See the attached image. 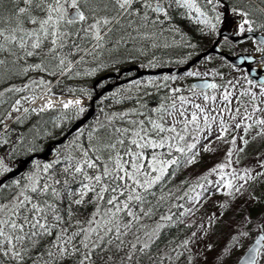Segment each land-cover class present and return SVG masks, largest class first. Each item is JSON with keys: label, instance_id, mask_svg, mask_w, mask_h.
Masks as SVG:
<instances>
[{"label": "trees", "instance_id": "1", "mask_svg": "<svg viewBox=\"0 0 264 264\" xmlns=\"http://www.w3.org/2000/svg\"><path fill=\"white\" fill-rule=\"evenodd\" d=\"M9 7L11 5L5 4V8ZM260 7L264 10V0H260ZM4 14L7 15V11ZM104 14L100 13V15ZM260 18L264 22V13L261 9ZM199 19L202 18H198L194 11L173 4L168 9V19L164 26L149 25L147 28L140 29L141 33H148L151 36L150 39L137 38L116 45L115 41L120 36L126 35V32H132L130 28L126 31L108 33L110 39L106 37L103 48L95 47V40L80 41L77 39L75 42L80 44L82 50L65 58L63 70L56 67L58 61L45 57L43 54L17 59L16 56L9 55L7 52L0 53V59L6 61L4 66H0V93H2L0 95V160L11 171L22 158L43 152L51 142L62 137L75 121L85 115L86 111L78 115V108L87 109L95 95L93 84L100 76L106 73L118 74L122 68L132 65L148 71L182 67L198 54L207 51L216 36V27L200 23ZM211 25L214 24L211 22ZM110 27L115 28L116 25L113 24ZM105 32L108 30L104 29L101 34ZM132 35L135 36L136 33L132 32ZM71 43L72 41L69 42V47ZM63 51L67 52L68 47ZM83 51H86V54L81 57ZM17 52L23 55L18 49ZM13 61L15 64L12 63ZM42 62L46 71L23 72L24 67ZM223 62L226 63L224 60ZM227 71L224 77L233 75V79L238 81V86L241 88L245 86L248 92L252 93L253 88L258 87L247 79L246 74L238 75L240 72L235 69ZM52 72L56 74L51 75ZM29 73H36L38 76L31 79L28 76ZM188 73L177 76L175 79L172 76L137 79L115 88L101 98L95 105L96 113L92 121L74 134L64 146L57 149V156L54 160L47 162L55 165L51 170L55 173V178L63 181L65 174L61 169L67 163L65 157L69 154L79 157L76 145L88 147L90 144L88 136L94 128L99 129L95 135L103 136H107L116 128L136 127L131 123L132 121H144L145 127L150 128L148 120L158 119L161 115L152 110L162 105L168 108L172 104L173 82L189 76ZM164 77H169V79L165 80ZM198 78L213 79L210 74L202 75V77L194 76L189 80L190 85ZM41 80L45 82L44 86L33 84V81ZM107 83H114V81L109 80L102 83L97 87L98 91ZM258 88L264 90V87ZM10 89L23 90L17 92L10 91ZM34 90L36 91L33 97L40 96L47 91L53 97L82 98L86 104L76 107L71 105L67 109H54L46 113L31 107L15 120V115L9 114L12 106L19 96L30 94ZM245 102L246 96L243 94L229 96L228 100H223L222 97H216L215 100L209 99L207 102L204 100L200 104L204 108L203 114L197 112L195 108H190L187 101L184 105H181L180 101L175 103L177 108L185 111V117H180L178 112L174 113L180 120L191 119V114L197 112L200 131L195 130V125H190L185 141L181 142L184 145L196 144V147L188 153V157H194V162L187 164L186 157L175 151L172 156H165L166 159L175 157L180 163L170 166L163 179L151 189L152 194L147 195L142 207L145 211L151 209V215L141 214L142 218L139 223H135L131 232L123 237L126 242H134L137 235L142 240H148L144 233L152 234L151 241L154 242L150 243V247L144 253L138 252L131 264H221L226 249L231 251L235 259L245 251L246 246L235 243L233 239L241 234L246 221L249 222L264 213V203L255 205L248 191L235 192L229 190L228 187L222 189V186L215 181L210 182L206 179L207 174L213 172V169L219 170L218 165H224L236 132L233 130V125L235 119H241V111L244 110ZM124 113L128 115L121 118ZM204 115L208 117L207 124H205ZM233 116L235 119L232 118ZM161 122L166 126H171L174 121L172 117L165 114V120ZM101 125L104 127L101 128ZM176 127L179 129L182 125L177 124ZM246 127L249 128L247 131H245ZM241 129L244 130V136L248 137V141L243 146L245 153L249 156H262L264 154V125L258 126L254 122H244ZM221 134H223L222 139L218 138ZM150 135L153 139L158 138L155 133H150ZM161 135L170 134L162 133ZM125 139L127 144L128 138ZM117 147L120 146L117 145ZM153 151L166 153L167 148L145 149V164L151 158ZM57 160L61 163H55ZM44 164L46 163L34 162L27 174L17 180L21 184H26L28 182L26 177L34 172L43 175ZM37 165L40 167L37 168ZM8 172L0 175V178ZM222 176H226V172ZM14 181L9 182L6 184L7 187L0 190V202H7L18 191L14 186ZM76 187L78 184L73 183L72 188ZM68 202V198L65 197L61 206L66 209ZM104 207L108 206L104 205ZM139 207L137 206L134 210L139 212ZM72 210L73 221L79 220L82 225L86 226V222L96 210V204L73 205ZM163 216H171V219L162 220ZM124 218L125 220L130 219L126 216ZM65 219L67 220L66 212ZM158 225H163V227L157 233L155 230ZM74 230V227L69 228V231ZM249 238L251 241V233H249ZM186 241L187 244H185ZM47 243V240L43 241L38 249L33 251V259L38 258L44 252ZM128 250L125 248L116 253L113 245L112 250L106 251L105 256H113L114 260L110 264H120L121 257H124ZM235 259L232 261L235 262ZM28 264H32V260H29ZM63 264H74V260L68 258L63 261ZM97 264H104V262L97 260Z\"/></svg>", "mask_w": 264, "mask_h": 264}, {"label": "snow or ice", "instance_id": "2", "mask_svg": "<svg viewBox=\"0 0 264 264\" xmlns=\"http://www.w3.org/2000/svg\"><path fill=\"white\" fill-rule=\"evenodd\" d=\"M206 2L213 4L214 0H206ZM5 4L11 7L5 8ZM173 4L194 11L198 18H202L199 19L200 23L214 27L207 19L206 13L201 11L197 0H0V53L7 52L17 59L43 54L58 61L56 67L63 70L65 58L82 50L80 44L75 42L77 39L95 40V47L103 48L108 33L126 31L129 28L136 35L126 32V35L120 36L115 41L116 45L137 38L150 39L151 36L146 32L141 33L140 29L162 24L168 19V9ZM5 11L7 15L4 14ZM101 12L105 14L100 15ZM239 15L245 17L240 25V31L244 32V26L248 25L246 30L252 32L253 28L247 19V13L240 12ZM132 17L136 19L133 20ZM25 24L34 27L29 29L24 26ZM113 24L116 25L115 28L110 27ZM104 29L108 32L102 35ZM70 41L72 43L69 47ZM260 44L264 45V39ZM66 47L68 51L64 52ZM17 49L23 55H19ZM12 63L15 64V61ZM5 64L6 61L0 59V66ZM29 70L46 71L47 69L42 62L23 68L25 73ZM188 75H198V73L189 72ZM164 79L167 80L169 77ZM261 83L264 84V81ZM33 84L44 86L45 82L33 81ZM216 87L215 84H204L201 85V90ZM22 90L10 89L17 92ZM174 91L178 92L179 89ZM229 95H223L222 99L228 100ZM209 99L215 100L216 97L204 96L205 102ZM179 100L181 105L186 103L183 96L179 97ZM19 103V100L16 101L17 105ZM73 103L80 105L81 101L79 99L74 102L68 101L63 107L67 109ZM51 107V102L44 105V108ZM193 107L197 112L204 113V108L200 105L194 104ZM85 111V108L80 107L77 114ZM152 111L161 115L158 119L148 120L150 128L145 127L144 121H132L131 123L136 127L116 128L107 136L95 135L99 129L94 128L88 136L90 141L88 147L76 145L79 157L71 154L65 157L67 163L61 169L65 174L63 181L55 178V173L51 171L55 166L53 163L43 165V175L34 172L27 176L26 184H21L18 180L14 181L18 191L7 202H0V264H28L29 260H32V264H63L68 258H72L74 264H97V260L110 264L114 258L106 257L105 253L111 251L113 245L116 253L125 248L129 249L127 254L121 257L120 264H131L138 252L144 253L150 247V243L154 242L151 241V233H144L148 240H142L137 235L134 242H126L123 237L131 232L135 223H139L141 214L151 215V209L145 211L142 207L147 195L152 194L151 189L163 179L170 166L179 165L180 161L177 158L166 159L165 156H172L175 151L186 157L187 164L193 163L194 157H188V153L196 147V144L184 145L181 142L185 141L190 125H195V130L200 131L197 112L191 114V119L180 120L174 113L178 112L180 117H185V111L177 108L175 102L168 108L162 105ZM255 111L257 109L254 108L253 112ZM165 114L173 118L174 122L171 126L161 122L165 120ZM126 115L128 113L122 114L121 118ZM232 118L235 119V116ZM248 118L250 117H245ZM204 120L207 124V115H204ZM109 122L111 123V120ZM255 123L264 125V119H257ZM177 124L182 127L178 129ZM100 127L103 128L104 125ZM236 127L239 128L240 124L237 123ZM150 133H155L158 138L153 139ZM162 133L170 135L162 136ZM218 138L222 139L223 134ZM232 143L235 144V139ZM117 145L120 147L118 148ZM147 148L153 150L167 148V152L153 151L151 158L145 164L144 150ZM231 155L232 152L229 151L228 156ZM55 163L59 164L61 161L57 160ZM39 167L37 165V168ZM217 167L223 172L225 165L221 164ZM8 171L10 169L0 160V175ZM73 183L78 184V187L73 189ZM4 187L7 185L0 184V190ZM225 187H232L231 182L225 184ZM65 197L69 201L66 209L61 206ZM86 203L96 204V210L84 226L79 220L73 221L72 206H83ZM137 206H140L139 212L134 210ZM125 216L130 219L125 220ZM161 219L170 220L171 216H163ZM70 227H74L75 230L69 231ZM162 227L163 225H158L155 232L158 233ZM45 240L48 243L44 252L33 259V251L37 250ZM262 242L264 235L260 236L255 245L249 249L242 264H261L264 260Z\"/></svg>", "mask_w": 264, "mask_h": 264}, {"label": "rangeland", "instance_id": "3", "mask_svg": "<svg viewBox=\"0 0 264 264\" xmlns=\"http://www.w3.org/2000/svg\"><path fill=\"white\" fill-rule=\"evenodd\" d=\"M262 9V8H261ZM264 13V10H261ZM26 28H32L34 27L31 24H25ZM104 35V33L102 34ZM86 54V51H83L81 53V57ZM229 71L227 64L223 61H220L219 59H215L213 57H210L202 62H200L197 66L194 67V69L191 71L192 73H198V75H189L185 76L183 78H180L179 80L173 82L172 88H171V101L172 103L179 102V97L183 96L185 100L188 102V105L190 108H193L194 104L200 105L204 101V96L207 95L209 98L216 96L218 98L222 97L223 95L230 94L229 96L238 95L241 96L242 94L246 96V102L245 107H243L244 110L241 111V119L237 118L235 119V124L233 125V130L235 132V144L231 143L230 148L232 155L229 157L227 155L225 161H224V170L223 172L217 170V172H210L207 174L206 179L210 182L215 181L217 184L222 186V189L225 188V184L228 182H231L232 187H228L229 190L239 192V191H248L251 195V201L255 205L263 204L264 203V154L262 156L256 155V156H249L245 151L243 150V146L248 141L247 136H244V130L241 129L242 125L244 126V122H254L257 119H264V90L260 89L258 87L253 88L252 93L247 91V88L244 86L241 88L238 86V81L234 80L233 75H228L227 77H224V73L226 71ZM227 71V72H228ZM210 74L213 79V84L217 85L215 89H211L207 92H202L200 94L195 93L192 85H190L189 80L194 76H200L202 77ZM238 75H243L242 73H239ZM29 78L37 77L38 75L36 73H29ZM194 81V80H193ZM251 86L249 85V88ZM175 89H179V91H174ZM36 90H34L32 93L27 95H21L18 97L16 101H20L19 105L15 104L12 106L11 111L9 114H14L15 120L19 118L25 111L29 110L31 106L34 105V109L46 113L50 110L54 109H65L63 108H54L50 109L48 111H43L35 107L37 104L36 101H38L42 97H53L50 96L47 91H44L40 96L37 95L34 96ZM33 97V98H32ZM255 97V99H253ZM27 98V99H26ZM54 98H61V97H54ZM81 103L80 105H74L76 106H82L85 105L86 102L82 98H78ZM73 106V105H72ZM257 109V111L253 112V109ZM15 109V110H14ZM248 116L250 118L245 119V117ZM14 120V121H15ZM239 123L240 127L237 128L236 124ZM258 125V124H256ZM259 126V125H258ZM251 127V126H250ZM252 128V127H251ZM249 129V128H248ZM247 129V130H248ZM230 160V163H229ZM226 172V176H222V174ZM240 177H243L241 179ZM214 184V185H217ZM245 228L242 230L241 234L233 240L235 243H240L241 245L247 247L251 244L253 241L255 235L257 233H262L264 235V213L260 214V217L253 218L249 220V222H245L244 224ZM249 233H251L252 238L250 241ZM228 249H226L225 254L223 256V260L221 261V264H235L236 261L240 258L237 257L235 259L234 255L230 253ZM235 259V262H233ZM233 260V261H232ZM261 264H264V260L261 261Z\"/></svg>", "mask_w": 264, "mask_h": 264}, {"label": "water", "instance_id": "4", "mask_svg": "<svg viewBox=\"0 0 264 264\" xmlns=\"http://www.w3.org/2000/svg\"><path fill=\"white\" fill-rule=\"evenodd\" d=\"M224 37V35L220 34L216 41L212 44V46L205 52L198 54L194 59H192L190 62H188L185 66L182 67H171V68H166L159 70L157 72H145V71H140L137 67H132L128 69H124L119 77L122 74H128L135 72L136 75L130 79V80H137L140 79L144 76H154V75H162V76H172V77H177L180 76L186 72L192 71L193 68L200 63L204 58L211 56V55H216L224 58L230 65L235 68V69H245L247 78L251 82L258 84L260 86L264 87V84L261 83V81H264V67L262 65L258 67H251V65L255 62L256 58L248 56V55H238L235 57H230L227 54H224L223 52L220 51L219 49V42L220 40ZM247 37H254L258 43L260 44V41L264 39V36H256L252 34H246L242 37L239 38V40H243ZM263 46L264 45H261ZM260 61H264V56L260 57ZM118 77V78H119ZM108 78H116L115 75H106L102 78H100L96 83L94 84V87L101 81L106 80ZM127 82V81H126ZM122 83L120 82V85ZM204 84H213L210 80L208 79H203V80H197L194 81L192 86L194 90L196 91H201V92H207L211 90L212 88H205L201 90V85ZM112 89L111 86L106 87L102 92H100L91 102L90 108L87 110L86 114L78 119L76 122H74L70 128L68 129L67 133L58 141L50 144L45 152L41 155H34L25 159H22L19 161L18 165L12 169L8 174H6L3 178L0 179V184H4L8 181L18 179L22 177L25 173L27 168L30 166L32 161L34 160H41L44 162H48L53 159L55 155V150L54 147L60 146L64 144L74 133H76L78 130H80L82 127H84L87 123L91 121V119L94 116L95 110H94V102L98 100L103 94L109 92ZM262 233H257L251 242V244L248 246V248L244 251V253L240 256V258L237 260L236 264H242L244 257L247 255L249 249L255 245L256 240L262 236ZM262 245H264V242H262Z\"/></svg>", "mask_w": 264, "mask_h": 264}, {"label": "flooded vegetation", "instance_id": "5", "mask_svg": "<svg viewBox=\"0 0 264 264\" xmlns=\"http://www.w3.org/2000/svg\"><path fill=\"white\" fill-rule=\"evenodd\" d=\"M197 4L201 11L206 13L207 19L210 20L216 27V36L213 39L212 44L216 41L218 36L222 34L224 37L219 42V49L221 52L227 54L230 57H235L238 55H248L254 57L256 60L251 65V67H258L260 65L264 67V61H260V57L264 56V47L260 46L254 37H247L243 40H239L240 37L246 34L264 36V22L260 18V0H214L213 4H208L206 0H197ZM240 12L247 13V19L251 22V26L253 28L252 32H248L246 30L248 25L244 26V32L240 31V25L245 19L244 16L239 15ZM166 23L167 20H165L160 25L164 26ZM208 57H213L215 59H219L220 61H226L224 58L216 55H211ZM226 64L229 71L231 69H235L227 61ZM235 70L242 74H246L245 69ZM124 76L127 77H122V81L129 79L133 76V74ZM203 79L208 78H198L194 81ZM255 85L260 87L258 84Z\"/></svg>", "mask_w": 264, "mask_h": 264}, {"label": "bare ground", "instance_id": "6", "mask_svg": "<svg viewBox=\"0 0 264 264\" xmlns=\"http://www.w3.org/2000/svg\"><path fill=\"white\" fill-rule=\"evenodd\" d=\"M194 59V58H193ZM132 67H137L140 71H145V72H157V71H159V70H162V69H166V68H162V69H157V70H152V71H148V70H142V69H140L138 66H136V65H132V66H128V67H124V68H122L121 70H120V72H119V74H115V73H106V74H104V75H102V76H100L96 81H98L100 78H102V77H104V76H106V75H115V77L116 78H108V79H106V80H103V81H101V82H99L95 87H94V84L96 83V81L94 82V84H93V90H94V93H95V95H94V97H93V99L100 93V92H102L106 87H108V86H111L112 87V89L109 91V92H107V93H105V94H103L98 100H96L95 102H94V110H95V113H96V103L101 99V98H103V97H105L107 94H109V93H111L115 88H118V87H121V86H123V85H126V84H128V83H131V82H133L134 80H130V79H132L135 75H136V73L135 72H132V73H128V74H122L120 77H119V75H120V73L124 70V69H128V68H132ZM133 74V76L132 77H130L129 79H127V80H124V81H122L121 79H122V77L124 76V75H132ZM159 76H162V75H159ZM119 77V78H118ZM146 77H158V75H154V76H144V77H142V78H146ZM141 79V78H140ZM114 81V83H108V84H105L104 86H103V88L100 90V91H98V89H97V87L99 86V85H101L102 83H106L107 81ZM127 81V82H126ZM120 82L122 83L121 85H120ZM78 98H63V97H61V98H54V97H42V98H40L38 101H36V105H35V107H37L38 109H43V111H48V110H50V109H54V108H63V104L64 103H67L68 101H76ZM92 99V100H93ZM92 100L90 101V103H89V106L87 107V109H86V112H87V110L90 108V106H91V102H92ZM49 102H51V104H52V107L51 108H44V105L46 104V103H49ZM75 104L73 103V106H74ZM31 107H34V105L33 106H31ZM30 107V108H31ZM95 113H94V116H95ZM86 114V113H85ZM93 116V117H94ZM93 119V118H92ZM92 119H91V121H92ZM90 121V122H91ZM76 122V121H75ZM89 122V123H90ZM88 124V123H87ZM86 124V125H87ZM85 125V126H86ZM84 126V127H85ZM70 128V127H69ZM83 128V127H82ZM81 128V129H82ZM68 131V130H67ZM79 131V130H78ZM77 131V132H78ZM76 132V133H77ZM67 133V132H66ZM65 133V134H66ZM76 133H74V134H76ZM64 134V135H65ZM73 134V135H74ZM63 135V136H64ZM72 135V136H73ZM62 136V137H63ZM71 136V137H72ZM62 137H60L59 139H61ZM70 137V138H71ZM70 138L64 143V144H62V145H60V146H56V147H54V150H55V155H54V157H53V159L52 160H54L55 158H56V156H57V149L58 148H60V147H62V146H64L69 140H70ZM59 139H56V140H54L53 142H51L50 144H52V143H54V142H56V141H58ZM49 144V145H50ZM48 145V146H49ZM48 146H46L45 147V149H44V151L43 152H41V153H37V154H31V155H29L28 157H31V156H34V155H41V154H43L44 152H45V150H46V148L48 147ZM28 157H25V158H28ZM25 158H22V159H25ZM21 159V160H22ZM52 160H50V161H52ZM50 161H48V162H50ZM34 162H44V161H41V160H34V161H32V163L30 164V166L27 168V170H26V173L23 175V176H25L26 174H27V171H28V169L32 166V164L34 163ZM19 163V162H18ZM44 163H47V162H44ZM18 165V164H17ZM10 172V171H9ZM8 172V173H9ZM7 173V174H8ZM6 175V174H5ZM4 175V176H5ZM3 176V177H4ZM22 176V177H23ZM3 177H1V178H3ZM22 177H20V178H22ZM0 178V179H1ZM19 179V178H18ZM15 180H17V179H15ZM11 181H14V180H11ZM11 181H8V182H6V183H4L3 185H6V184H8L9 182H11Z\"/></svg>", "mask_w": 264, "mask_h": 264}]
</instances>
